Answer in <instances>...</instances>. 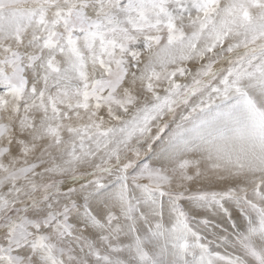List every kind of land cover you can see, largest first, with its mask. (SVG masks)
<instances>
[{
	"label": "snow or ice",
	"instance_id": "6c2138e0",
	"mask_svg": "<svg viewBox=\"0 0 264 264\" xmlns=\"http://www.w3.org/2000/svg\"><path fill=\"white\" fill-rule=\"evenodd\" d=\"M0 264H264V0H0Z\"/></svg>",
	"mask_w": 264,
	"mask_h": 264
}]
</instances>
